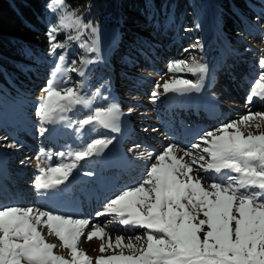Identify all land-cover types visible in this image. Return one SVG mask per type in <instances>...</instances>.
<instances>
[{"label": "snow or ice", "instance_id": "obj_1", "mask_svg": "<svg viewBox=\"0 0 264 264\" xmlns=\"http://www.w3.org/2000/svg\"><path fill=\"white\" fill-rule=\"evenodd\" d=\"M49 7L59 12V18L46 33L48 54L54 60L35 110L41 125L64 122L72 127L78 123L75 131L81 135L96 128L119 132V105L91 109L92 99L84 93L85 81L73 84L68 75L83 78L88 65L101 59L99 29L86 22L78 9L68 11L66 0H52ZM61 32L67 34L64 41L57 40ZM87 33L95 37L90 47L82 42ZM77 42L87 52L96 53L95 59L82 56L69 65L68 49ZM258 70L246 97L249 104L254 100L264 102V56L258 61ZM208 72V65L195 58L191 63L172 61L167 66L172 77L162 85L163 92L199 93ZM184 73L198 78L193 81L178 75ZM159 96V92H152L154 100ZM78 109L89 111L73 122L68 114ZM242 126L258 134L252 130L245 134ZM46 131L41 127L40 134ZM111 143V139H92L79 150L69 151L65 157L68 162L40 167L33 182L37 195L50 199L61 196L66 182L81 167L80 162L100 156ZM181 152L183 155H178ZM47 156L52 158L51 153ZM153 156L154 162L145 167L142 180L114 193L96 213L114 215L126 228L143 229L142 235L128 237L126 243L123 235H116L114 242L109 236L105 242V227L87 218L3 204L0 264H92L80 248L82 238L101 241V255L95 264H264V112H249L205 131L190 149L169 144L159 154L147 153V159ZM90 225L91 230L86 231ZM41 228L59 240L70 259L54 254L57 245L46 242ZM106 252L111 254L104 255Z\"/></svg>", "mask_w": 264, "mask_h": 264}, {"label": "rangeland", "instance_id": "obj_2", "mask_svg": "<svg viewBox=\"0 0 264 264\" xmlns=\"http://www.w3.org/2000/svg\"><path fill=\"white\" fill-rule=\"evenodd\" d=\"M262 27L264 29V24ZM154 32L143 31L141 36L148 39L143 40L144 44H142L145 48L139 50L130 45L132 50H135L132 56L126 57L120 54L119 58L115 59L113 52L116 49L119 50L118 39L115 42L114 32H108L105 27L99 28L101 59L88 65L85 77L77 78L74 75L71 80L73 84L81 80L85 81L84 93L92 99L91 109L107 107L111 103L119 105L121 114L119 132L96 128L81 135L75 131L78 123H74L72 127L64 122L42 126L35 110L40 98L44 95L41 89L45 84L36 86L25 106L12 113L6 122L0 123V205L15 204L51 210L33 187L39 168L54 167L61 162H68L65 157L69 151L79 150L92 139H111L112 143L100 156L80 162L81 167L70 177L72 187L68 191L69 194H62L63 198L80 200L84 204V211L89 212L91 207L96 206L85 203L86 199H90V193H86L89 196L87 198L79 197L80 189L75 190L83 179L96 177L109 181L118 180L114 185V192H105L101 195L102 198L94 200L101 202L100 204L106 203L114 193L134 186L142 180L145 167L154 162V156L151 160L147 159L148 152L154 155L159 154L169 144L190 149L193 143L199 142V137L205 131L214 130L222 124L238 120L249 112H264V102L259 100H254L251 104L246 102L251 83L258 75V61L261 56H264V35L258 34L257 38L249 36L245 44L241 45L237 55L226 57L224 47L220 49L218 45H212L216 50L213 49L205 54L202 47H189V43L183 42L180 35H178L180 39L175 42L169 40L165 34L160 39L154 40V37H158ZM148 33L152 36L149 37ZM93 39L95 37L87 33L82 37V42L90 47ZM81 51L87 58L95 59L96 57V53L87 52V48H81ZM131 57L133 60H130ZM192 58L208 65L209 72L204 81V88L199 93L192 92L186 95L164 94L162 85L172 77V74L167 73L168 64L180 59L191 63ZM53 60L54 58L50 56L45 61L43 69L46 70V75L49 73ZM178 75L193 81L198 78L187 73ZM158 84L161 87L157 88ZM97 90L99 95H96ZM153 91L160 93L159 99H153ZM181 108H186V111H177ZM88 111L89 109H78L69 113L68 116L71 121L78 122ZM177 116L194 121L192 128L197 127L198 124L204 127H199L198 135L188 139V142L179 141L175 133L179 124ZM41 127L48 129L43 135L40 134ZM241 130L245 134L249 130L258 134L255 133V129L243 126ZM10 144L17 146L10 148L8 147ZM49 153L52 154L51 159H48ZM60 153H64L65 156L62 157ZM185 161H188L187 157ZM84 172H91L93 175L85 176ZM90 183L86 182L83 186L91 189L92 183ZM96 196L98 198V195ZM66 201L70 204L77 203L78 206L80 204L74 199ZM51 211L56 212V210ZM96 213L91 212L86 218L93 224L105 227L108 233V236L104 238L105 242L109 236L114 242L116 235H123L126 243L128 237L134 238L135 235L143 234V229L132 231L128 229L120 233L119 229L112 226L114 222L118 223L114 215H105L100 218L101 216H97ZM76 216L81 217L79 214ZM89 228L86 231H90L91 226ZM40 230L46 242L57 245L54 254L70 259L67 256V250L60 247V242L55 236L49 235L46 228ZM100 243L101 241L95 238L91 241L82 238L80 248L92 259V264H95L96 257L101 255ZM108 254L111 253H104V255Z\"/></svg>", "mask_w": 264, "mask_h": 264}, {"label": "trees", "instance_id": "obj_3", "mask_svg": "<svg viewBox=\"0 0 264 264\" xmlns=\"http://www.w3.org/2000/svg\"><path fill=\"white\" fill-rule=\"evenodd\" d=\"M51 3L0 0V123L25 106L34 88L48 77L43 69L49 55L46 33L59 18ZM66 4L68 11L78 9L86 22L114 32L120 44L113 52L115 59L120 54L132 56L135 50L130 45L145 48L143 40L148 39L141 35L146 30L155 31L154 40L164 34L174 42L181 38L189 47H202L205 54L216 50L212 45L224 47L226 57L237 55L249 36L264 35V0H66ZM66 35L61 32L57 40L64 41ZM82 56L80 42L74 43L67 63ZM68 75L71 80L77 77Z\"/></svg>", "mask_w": 264, "mask_h": 264}, {"label": "bare ground", "instance_id": "obj_4", "mask_svg": "<svg viewBox=\"0 0 264 264\" xmlns=\"http://www.w3.org/2000/svg\"><path fill=\"white\" fill-rule=\"evenodd\" d=\"M215 117V116H214ZM120 167V166H119ZM121 168V167H120ZM103 182V186H102V189H101V191H112V190H114L113 189V186L115 185V182L113 181V182H110V181H108V180H102ZM95 184V183H94ZM94 184L92 185V189H90V190H87V192L88 193H90V195H91V197H97L96 195H98L99 194V191H98V189H99V187L98 186H95L94 187ZM62 188H64L65 186H61ZM66 189L68 190V188L66 187ZM48 197V196H47ZM97 199V198H96ZM51 206L52 207H60V206H65V208L64 209H66V210H70V211H72V212H74V211H80L81 209H79L80 207L78 206V204L77 203H72V204H70V202H67L65 199H62V197H57V198H51ZM95 212V211H94ZM93 212V213H94ZM100 218H102V216L100 217ZM99 220H102V219H99ZM115 224H113L112 226L115 228V229H119L118 231L120 232V233H124V231L123 230H128V231H132L133 229L132 228H126L125 226H122V225H120L119 224V222L117 223V222H114ZM91 226V225H90ZM121 227V228H120ZM88 229H90V228H88Z\"/></svg>", "mask_w": 264, "mask_h": 264}]
</instances>
